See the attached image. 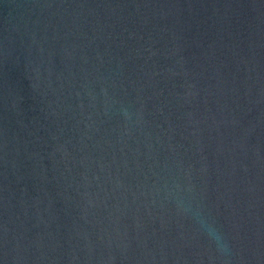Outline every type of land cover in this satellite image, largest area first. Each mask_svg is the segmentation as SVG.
Listing matches in <instances>:
<instances>
[{
    "label": "water",
    "instance_id": "95a60500",
    "mask_svg": "<svg viewBox=\"0 0 264 264\" xmlns=\"http://www.w3.org/2000/svg\"><path fill=\"white\" fill-rule=\"evenodd\" d=\"M0 264H264V0H0Z\"/></svg>",
    "mask_w": 264,
    "mask_h": 264
},
{
    "label": "clouds",
    "instance_id": "9594fccd",
    "mask_svg": "<svg viewBox=\"0 0 264 264\" xmlns=\"http://www.w3.org/2000/svg\"><path fill=\"white\" fill-rule=\"evenodd\" d=\"M206 228V231L209 233L210 237L215 239V230L213 229H209V227L207 225H204Z\"/></svg>",
    "mask_w": 264,
    "mask_h": 264
}]
</instances>
